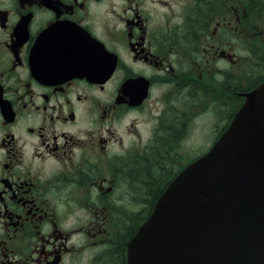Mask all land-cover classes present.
<instances>
[{
	"label": "flooded vegetation",
	"instance_id": "1",
	"mask_svg": "<svg viewBox=\"0 0 264 264\" xmlns=\"http://www.w3.org/2000/svg\"><path fill=\"white\" fill-rule=\"evenodd\" d=\"M263 83L264 0H0V264H125Z\"/></svg>",
	"mask_w": 264,
	"mask_h": 264
},
{
	"label": "water",
	"instance_id": "2",
	"mask_svg": "<svg viewBox=\"0 0 264 264\" xmlns=\"http://www.w3.org/2000/svg\"><path fill=\"white\" fill-rule=\"evenodd\" d=\"M178 177L130 242L127 264H264V113L255 100Z\"/></svg>",
	"mask_w": 264,
	"mask_h": 264
},
{
	"label": "trees",
	"instance_id": "3",
	"mask_svg": "<svg viewBox=\"0 0 264 264\" xmlns=\"http://www.w3.org/2000/svg\"><path fill=\"white\" fill-rule=\"evenodd\" d=\"M163 169H164L163 163L161 161H159L158 164L156 165V167L154 168L152 174L148 175L147 178L142 177L143 178L142 180L145 181L146 183H150L153 179V176L155 177V175H156L155 173H157V176L162 175L161 173L164 171ZM149 185L150 184H148V186Z\"/></svg>",
	"mask_w": 264,
	"mask_h": 264
},
{
	"label": "rangeland",
	"instance_id": "4",
	"mask_svg": "<svg viewBox=\"0 0 264 264\" xmlns=\"http://www.w3.org/2000/svg\"><path fill=\"white\" fill-rule=\"evenodd\" d=\"M233 119V118H232ZM207 134H208V132H206ZM218 139V138H217ZM190 152H193V151H196V150H198V149H193V148H191V149H188Z\"/></svg>",
	"mask_w": 264,
	"mask_h": 264
}]
</instances>
